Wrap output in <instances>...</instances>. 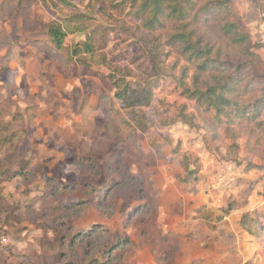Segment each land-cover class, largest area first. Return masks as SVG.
Returning a JSON list of instances; mask_svg holds the SVG:
<instances>
[{"label": "rangeland", "instance_id": "374dc122", "mask_svg": "<svg viewBox=\"0 0 264 264\" xmlns=\"http://www.w3.org/2000/svg\"><path fill=\"white\" fill-rule=\"evenodd\" d=\"M104 4L0 0V139L13 135L2 144L0 264H264V239L236 223L254 211L264 217V135L242 123L214 127L181 94L194 70L167 46L169 25L146 31ZM231 7L264 62V0ZM50 24L66 33L58 56L35 42ZM198 30L215 50L239 54L218 24ZM85 42L95 49L85 65L66 59ZM112 79L151 92L148 106L125 109ZM131 111L144 113L145 133L128 128ZM165 138L180 143V155L154 148ZM184 155L195 174L182 183ZM121 171L137 181L89 204V190L121 181ZM145 203L149 212L135 213Z\"/></svg>", "mask_w": 264, "mask_h": 264}, {"label": "trees", "instance_id": "16d2710c", "mask_svg": "<svg viewBox=\"0 0 264 264\" xmlns=\"http://www.w3.org/2000/svg\"><path fill=\"white\" fill-rule=\"evenodd\" d=\"M232 1L99 0L102 5L107 2L108 6L115 11L127 12L126 14L139 21L146 31L154 32L165 29L166 24L169 25L171 33L167 35V46L177 47L186 64L194 70L191 85L189 87L183 85L181 94L193 103L198 112L202 110L204 113H209V119L214 127L221 124L231 126L242 123L264 135V62L252 49L250 35L244 30L242 24L236 21L237 17L231 7ZM208 22L218 24L227 44L239 53L236 57H230V54L221 49L215 50L210 43L203 40L202 34H198V28ZM65 40L66 33L56 24L48 25L45 31L35 36V42L44 51L51 55L56 52V56L67 46ZM94 50L90 42H85L82 45L71 46L64 55L69 61L85 65L84 56L91 55ZM201 77H209V80L202 81ZM112 82L115 88L114 98L124 103L125 109L148 106L151 92L146 94L144 87L132 91L125 82L120 86L115 79H112ZM185 108L183 106L181 110L183 115H185ZM128 116L129 119L126 122L129 129L140 133L147 131L146 117L143 112L131 111ZM207 130L210 132V129ZM8 136L5 141H10V136L13 137L10 134ZM5 141L0 139V175L6 156V151L5 153L4 150L2 151V144ZM172 145L171 139L165 138L154 148L161 151L165 146H170L172 155H180V143H177L175 147ZM190 162L188 155L180 158V166L185 171V177H178L179 182H187L195 174V169H189L193 164ZM252 167L261 169L259 166ZM21 169V173H24L26 167L22 166ZM121 176V181L107 180L103 188L90 189V193L86 191L87 197L90 198L89 204L104 203L112 188L121 186L122 181H137V177L130 171H121ZM149 209L150 204L145 203L144 206L134 210L135 213H148ZM230 210H232L231 205L225 212L229 213ZM260 218L264 219L257 211L252 214H243L239 226L247 235L261 244L264 239V220L261 221ZM113 248L109 246L107 254L111 255ZM89 264L105 263L94 260Z\"/></svg>", "mask_w": 264, "mask_h": 264}, {"label": "crops", "instance_id": "0c3cea01", "mask_svg": "<svg viewBox=\"0 0 264 264\" xmlns=\"http://www.w3.org/2000/svg\"><path fill=\"white\" fill-rule=\"evenodd\" d=\"M226 216H228V215H224L223 217H222V219L221 220H223V218H225ZM221 220H219V221H221ZM207 223V222H206ZM209 223V222H208ZM218 223H223L220 227H214V228H217V231H219V233L220 234H223V229H225V226H226V224H225V222H223V221H221V222H218ZM236 223H237V225L239 226V219H237L236 220ZM210 225H213V226H216V225H214V224H217V223H214V222H210L209 223ZM228 227V226H227ZM240 227V226H239ZM242 230V229H241ZM243 231V230H242ZM208 236H210L209 234H208ZM249 236V235H248ZM211 241H212V239L209 237V239H207V243L208 244H210L211 245Z\"/></svg>", "mask_w": 264, "mask_h": 264}, {"label": "built area", "instance_id": "2783aa9c", "mask_svg": "<svg viewBox=\"0 0 264 264\" xmlns=\"http://www.w3.org/2000/svg\"><path fill=\"white\" fill-rule=\"evenodd\" d=\"M7 244V239L0 237V249Z\"/></svg>", "mask_w": 264, "mask_h": 264}]
</instances>
